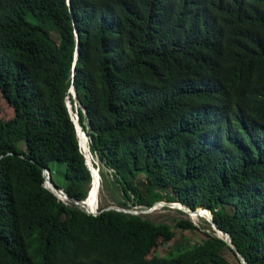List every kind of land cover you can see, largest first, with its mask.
I'll list each match as a JSON object with an SVG mask.
<instances>
[{
	"label": "trees",
	"instance_id": "trees-1",
	"mask_svg": "<svg viewBox=\"0 0 264 264\" xmlns=\"http://www.w3.org/2000/svg\"><path fill=\"white\" fill-rule=\"evenodd\" d=\"M68 1L0 0V94L13 112L0 119V264H145L158 238L174 237L141 214L85 213L43 186L52 159L64 160L70 197L89 184L70 84L117 206L205 207L244 264H264V0ZM181 238L146 264H231L211 229L199 243Z\"/></svg>",
	"mask_w": 264,
	"mask_h": 264
},
{
	"label": "rangeland",
	"instance_id": "rangeland-1",
	"mask_svg": "<svg viewBox=\"0 0 264 264\" xmlns=\"http://www.w3.org/2000/svg\"><path fill=\"white\" fill-rule=\"evenodd\" d=\"M50 31V29H49ZM50 35L53 39H55V33L50 31ZM72 99V96H71ZM73 101V99H72ZM72 104V114L75 116V108L77 107V103L73 102ZM13 115L12 108L5 102L4 98L0 94V119H7ZM84 141V138L82 137ZM78 144V143H77ZM17 147L23 148V142L20 140L17 142ZM89 157V154H87ZM90 166L94 171V189L96 185L97 196H95L94 191L90 195V199L88 201L94 204V200H96L97 207H104L106 205H116V199L122 200L120 191L116 188H113L109 183L105 185L101 184L99 181V168L105 171V169L101 166L100 162L95 158L94 155L90 154L89 157ZM64 160L60 159H52L49 160L46 164L45 171L48 173L51 181L59 186L64 188L65 181L63 179V167H64ZM139 176L137 175V178ZM106 181H109L111 177L108 174H105ZM229 198H225V201H231ZM92 201V202H91ZM177 201V200H175ZM167 202V201H165ZM95 205V204H94ZM134 207V206H133ZM133 207H130L131 209ZM135 208H144L143 206H135ZM143 217L153 221V222H160L169 225L174 233V237L167 242L162 241L161 238H158L156 245L149 251V253L144 257L143 263H150L152 262L156 255H162L166 252L168 247L175 243L176 241L184 243L182 236L186 237V241L190 243H199L202 239L205 238V233L210 231L209 223L204 219L203 216H195L197 221L193 222L187 214L183 213L182 211L176 209L175 207L169 206H156L153 210L146 214H141ZM182 218L187 219L192 222L195 226L194 229H181L176 226V220ZM224 258L230 262L231 264L236 263L235 255L229 248L223 250Z\"/></svg>",
	"mask_w": 264,
	"mask_h": 264
},
{
	"label": "water",
	"instance_id": "water-1",
	"mask_svg": "<svg viewBox=\"0 0 264 264\" xmlns=\"http://www.w3.org/2000/svg\"><path fill=\"white\" fill-rule=\"evenodd\" d=\"M66 4L69 8V1L66 0ZM70 9V8H69ZM74 36H75V41H77V36H76V32L74 30ZM77 51L76 49L74 50V56L76 55ZM67 93L68 95L65 97V105H66V109H67V112L70 116V119L73 123V126H74V129H75V135H76V138H77V143H78V147L80 149V152L82 153L83 157H84V162L89 170V173H90V180H89V184H88V187H87V190H86V194L84 196L83 199L81 200H76V199H73L72 197H70L66 191L64 190V188H61L57 185H55L51 179L49 178L48 175L45 174V167L42 168V176H43V186L45 188H47L50 192H52L58 199L59 198V194H61L63 197H65V199L67 200V203L68 204H71L73 207L75 208H78L80 209L81 211L85 212V213H88V214H97L99 213L100 211H103V210H107V209H113V210H117V211H122V212H127V213H131V214H146L148 212H150L151 210H153L156 206H169V207H175L176 209L182 211L183 213L185 212H195L196 214H198L199 216L202 215V211L203 210H207V212L209 213V216L208 217H205V220L209 223L210 225V229L213 231V233L221 238L226 246L232 251V253L235 255V257H237V259L239 260L240 264H244V258L241 256L240 253L237 252V250L235 249V247L232 245L231 241H230V237H229V234L223 230H221L215 223V221L213 220L212 218V214L211 212L205 208V207H201V206H198V207H195V208H188V207H185L183 206L180 202L178 201H168V202H165V201H155L153 202L150 206H147V207H144V208H135V206L131 209V208H124V207H119L117 205H106L102 208H98L96 206V200H94V208L92 209L86 202V198L88 197L92 187H93V175H92V171H91V167H90V162H89V157H90V152L88 150V145H87V138L85 137V134L84 132L81 130L78 122H77V111L75 109V116L72 114V104L73 101L77 103V100H76V97L74 95V89H73V85L70 84L69 87L67 88ZM71 96H72V99H71ZM77 106H79V104L77 103ZM82 110V108H81ZM83 111V110H82ZM78 132L82 133L85 137V142H86V147L85 148H82L80 145H79V140H78ZM89 154V157L87 155V153ZM47 183L50 184V186H47ZM96 185L95 184V189H94V194L95 196H97V191H96ZM60 201H62L60 199ZM63 202V201H62ZM65 203V202H64ZM218 233H221L222 236Z\"/></svg>",
	"mask_w": 264,
	"mask_h": 264
},
{
	"label": "bare ground",
	"instance_id": "bare-ground-1",
	"mask_svg": "<svg viewBox=\"0 0 264 264\" xmlns=\"http://www.w3.org/2000/svg\"><path fill=\"white\" fill-rule=\"evenodd\" d=\"M79 145L82 147V145L80 144V142H79ZM83 148V147H82ZM90 162V161H89ZM48 174V173H47ZM49 176V175H48ZM50 178V177H49ZM46 184H47V186H50V184L49 183H47L46 182ZM93 185H94V180H93ZM51 187V186H50ZM93 191H94V188L91 190V192L89 193V197L88 198H86V200H85V202L93 209L94 208V204L92 203H90L89 201H88V199H90V195L93 193ZM59 196V198L63 201V202H65V203H67V200L65 199V197H63L61 194H59L58 195ZM59 199V200H60ZM92 202V201H91ZM185 213H191V214H196L195 212H185ZM201 216H203L204 217V219H205V217H208L209 216V213L207 212V210H203L202 211V215ZM189 217V216H188ZM193 222H195V220L194 219H192L191 217H189ZM218 234H220L221 236H222V234L221 233H218Z\"/></svg>",
	"mask_w": 264,
	"mask_h": 264
},
{
	"label": "built area",
	"instance_id": "built-area-1",
	"mask_svg": "<svg viewBox=\"0 0 264 264\" xmlns=\"http://www.w3.org/2000/svg\"><path fill=\"white\" fill-rule=\"evenodd\" d=\"M73 102H74V101H73ZM45 174L48 175L46 171H45Z\"/></svg>",
	"mask_w": 264,
	"mask_h": 264
}]
</instances>
